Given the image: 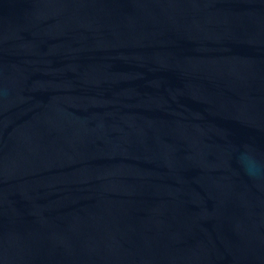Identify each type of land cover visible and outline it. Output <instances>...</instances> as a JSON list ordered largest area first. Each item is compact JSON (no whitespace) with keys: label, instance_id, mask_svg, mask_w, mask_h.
<instances>
[{"label":"water","instance_id":"1","mask_svg":"<svg viewBox=\"0 0 264 264\" xmlns=\"http://www.w3.org/2000/svg\"><path fill=\"white\" fill-rule=\"evenodd\" d=\"M264 0H0V264H264Z\"/></svg>","mask_w":264,"mask_h":264},{"label":"clouds","instance_id":"2","mask_svg":"<svg viewBox=\"0 0 264 264\" xmlns=\"http://www.w3.org/2000/svg\"><path fill=\"white\" fill-rule=\"evenodd\" d=\"M239 169L258 185H264V154L253 146L244 144L233 149Z\"/></svg>","mask_w":264,"mask_h":264}]
</instances>
